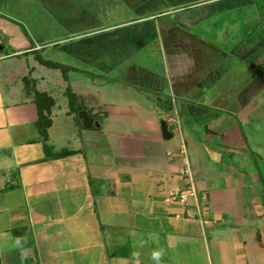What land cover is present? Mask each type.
<instances>
[{
    "label": "crops",
    "instance_id": "obj_1",
    "mask_svg": "<svg viewBox=\"0 0 264 264\" xmlns=\"http://www.w3.org/2000/svg\"><path fill=\"white\" fill-rule=\"evenodd\" d=\"M211 17L212 37L206 38L211 34L204 23ZM4 40L14 51L5 57L0 51V61L57 49L85 64L82 71L93 66L111 73L113 90L124 93L114 96L112 115H124L123 105L136 106L137 114L154 108L174 137L164 138L162 126L153 125L145 135V121L137 116L132 132L155 147L145 152L142 143L140 156L121 141L126 167L91 166L56 121L63 101L50 90L44 69L52 67L36 56L11 82L0 76V264H264V178L252 171L257 166L239 170L232 161L249 157L242 123L264 106V5L0 0V45ZM71 68L66 81L68 73L79 72ZM73 93L74 104L99 123L85 129L103 131L86 97ZM74 104L69 98L66 117L76 123ZM49 120L53 150L47 153L42 128ZM217 139L223 149L211 153L222 178H212L204 162L194 170L184 156L188 141L206 153V142ZM191 170L197 197L171 200L189 188Z\"/></svg>",
    "mask_w": 264,
    "mask_h": 264
},
{
    "label": "rangeland",
    "instance_id": "obj_2",
    "mask_svg": "<svg viewBox=\"0 0 264 264\" xmlns=\"http://www.w3.org/2000/svg\"><path fill=\"white\" fill-rule=\"evenodd\" d=\"M259 2L260 7H263L264 0H257ZM261 9V8H260ZM256 11V10H255ZM187 14V12H184ZM181 13L180 15L184 14ZM179 15V17H180ZM177 15L173 18L177 19L179 18ZM210 20H206L204 23V26L209 34L211 36H204L206 38L212 37V17L209 18ZM241 19V18H240ZM242 20V19H241ZM208 23V25H207ZM203 28V24L198 28ZM6 37V36H5ZM5 39V38H4ZM5 47L4 50H1L2 56H6L8 54H11L14 50L10 48V45L6 43V41H3V44H1ZM38 56L44 60H49L51 62H56L61 65V69L54 70L50 68L48 70L45 68V72L47 73V76H49V82H50V90L53 91L54 97H57L60 99V101H63V107L61 110H58L56 112V121L58 122V125L64 126L65 135H70V138H73V141H75V144L77 147L81 148L82 151H84L87 160L89 161L90 165L92 164H100L102 169H105L107 165L115 167L116 163L118 162V166L120 167H126V163L123 161V155H121L120 151V144L121 141L128 143V145H133L131 147H125V149L129 151H139L138 155H143V149H142V143L144 144V151H151V148L157 144L155 142L151 143L150 140L147 138L143 140L140 136L134 135V132H132L134 123H137L138 121L135 120L137 116L143 117L144 124H145V135H151L149 132L151 130L150 125H153V128H159V126H162V122L164 121V114L161 113L162 116L159 117L156 113L154 115V112L152 110H149L147 113L145 111H141L137 114V107L133 105V107H128L123 105L121 110H123L124 115H112V112L114 110L113 102L116 100L114 96H120L119 91H114L112 87H114L115 82L112 79L113 75L111 73H101L98 70H94L93 66L86 67L84 70L81 67L85 64L78 63L76 60L68 59V57L64 56V54L61 52V50L52 49L50 50V53L48 51H41V52H35L32 53L29 56H21V57H13L10 60L4 59V61H0V67L2 68L0 76L6 74L4 79H7V83L12 81V78L14 77L15 73L18 74V72L23 71L24 73L28 72L29 66L34 64L35 57ZM72 63V66L74 68L71 69H77V73H68V79L67 81L64 79V74L67 73L68 70V64ZM90 65V64H88ZM15 70V72L12 73V71ZM10 72L12 75L10 76ZM101 74H99V73ZM4 77V76H3ZM2 77V78H3ZM12 77V78H11ZM96 83V85L94 84ZM43 84V89L46 88L45 82ZM45 85V86H44ZM67 87L72 92H78L82 94L85 99V106H87V109L90 111V114L98 119L101 123H103V131H99V129H85L83 126V121L80 118V112L77 113V109L83 108L84 106L79 103H75L74 105V116H76V123L74 122L73 116L66 117V112L69 111L68 102L69 98L68 96H65L64 93L67 92ZM126 92V91H124ZM121 95H124L121 94ZM62 99V100H61ZM120 101V100H119ZM99 105L97 106V104ZM103 103V104H102ZM112 103V104H111ZM102 104V105H101ZM162 106H165L163 104ZM25 114H29L26 111H24ZM106 115V116H105ZM111 117L107 119L108 116ZM222 115V114H221ZM119 116V117H118ZM229 116V115H228ZM116 117L118 119H116ZM122 117V118H120ZM120 118V119H119ZM152 118V119H151ZM209 120L212 118V116L207 117ZM250 120L247 122H243V130L245 131L246 138H247V145L249 146V157L241 158V157H235L233 158L234 166H237L240 170L241 165L244 164L245 166L248 165L249 167L255 168L257 166V169H253V172H257L258 175L261 176V178H264L263 170H264V106L260 107L259 110L252 114L251 117H249ZM63 119H67L68 121L62 122ZM207 119H203L205 121ZM202 121V120H199ZM154 122V124H152ZM111 124V126H108V124ZM112 129H115L112 131ZM172 130V127H170ZM118 132L122 135H115L113 132ZM170 130V131H171ZM117 132V133H118ZM64 135V134H63ZM119 136H124L122 138H119ZM188 139V138H186ZM139 145V148H136V144ZM183 144V143H182ZM136 145V146H135ZM206 153L203 151H197V147H192L191 143L189 141L187 142L186 148L188 149L186 156L188 160L191 161L193 169H197L200 167L201 163L210 165V174H212V178L216 175V173L222 174L224 176V173L220 170L217 163V155H213L212 153L214 151H219L222 145L221 139H217L215 142H206ZM182 145H180L181 147ZM124 149V148H123ZM138 149V150H137ZM146 149V150H145ZM219 149V150H218ZM150 150V151H149ZM211 155V159L208 158ZM145 158L149 159L151 154H145ZM123 162V163H122ZM201 162V163H200ZM122 163V164H121ZM90 166V167H91ZM259 168V169H258ZM122 170H124L122 168ZM106 171V174L109 173V169L104 170ZM121 171V170H120ZM193 174L191 170V174L189 173V179H190V186L189 188L182 190L178 193H184V192H190L191 190L196 191V188L194 187V184H192V177ZM221 177V176H219ZM222 178V177H221ZM93 184H96V181L93 180ZM191 189V190H190ZM174 195V194H173ZM198 195V193H197Z\"/></svg>",
    "mask_w": 264,
    "mask_h": 264
},
{
    "label": "trees",
    "instance_id": "obj_3",
    "mask_svg": "<svg viewBox=\"0 0 264 264\" xmlns=\"http://www.w3.org/2000/svg\"><path fill=\"white\" fill-rule=\"evenodd\" d=\"M40 59L45 65H48V66H50L52 68H61V65L59 63H56V62L54 63V62H51V61L49 62V61L44 60L42 58H40ZM66 94L69 96L70 104L73 106L74 100H76L77 96L70 89L67 90ZM39 95L41 96V95H44V94L39 93ZM47 96H48V94H47ZM50 101L53 103L54 99L52 97H50ZM77 110H78L77 113L79 114V112L81 110H83V108H80V109H77ZM44 117L45 116L43 114V110L40 109V118H39V121H38V124L40 126L44 125V123H43V118ZM50 123H51L50 120L47 121V125H45V128H42L43 129L42 130V140L44 141V146H45V149H46L47 153H50V150L51 151L53 150V147L48 143V132H47V128H46V127H48L50 125ZM66 154H67V152H56L57 156H63V155H66Z\"/></svg>",
    "mask_w": 264,
    "mask_h": 264
},
{
    "label": "water",
    "instance_id": "obj_4",
    "mask_svg": "<svg viewBox=\"0 0 264 264\" xmlns=\"http://www.w3.org/2000/svg\"><path fill=\"white\" fill-rule=\"evenodd\" d=\"M4 49L3 45H0V51ZM80 118L83 121V124L86 128H92L94 125L99 126V123L95 122L89 115L87 110H82L80 112ZM162 131H163V136L166 139H171L174 137V133L170 131L169 125L167 121L162 122Z\"/></svg>",
    "mask_w": 264,
    "mask_h": 264
},
{
    "label": "built area",
    "instance_id": "obj_5",
    "mask_svg": "<svg viewBox=\"0 0 264 264\" xmlns=\"http://www.w3.org/2000/svg\"><path fill=\"white\" fill-rule=\"evenodd\" d=\"M191 190V189H190ZM190 197H197V193L194 189L190 192H184V193H176L174 196L171 197V200H180L181 202H187Z\"/></svg>",
    "mask_w": 264,
    "mask_h": 264
},
{
    "label": "clouds",
    "instance_id": "obj_6",
    "mask_svg": "<svg viewBox=\"0 0 264 264\" xmlns=\"http://www.w3.org/2000/svg\"><path fill=\"white\" fill-rule=\"evenodd\" d=\"M155 255H156V256H159L160 254H159V253H156Z\"/></svg>",
    "mask_w": 264,
    "mask_h": 264
}]
</instances>
